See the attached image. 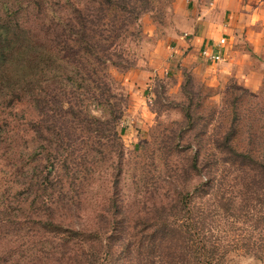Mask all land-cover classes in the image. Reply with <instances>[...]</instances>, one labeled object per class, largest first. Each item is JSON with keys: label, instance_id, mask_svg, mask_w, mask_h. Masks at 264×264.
Wrapping results in <instances>:
<instances>
[{"label": "rangeland", "instance_id": "rangeland-1", "mask_svg": "<svg viewBox=\"0 0 264 264\" xmlns=\"http://www.w3.org/2000/svg\"><path fill=\"white\" fill-rule=\"evenodd\" d=\"M70 1L101 17L98 0ZM112 1L101 32H66L60 54L0 26V264H68L90 247L109 264H264V0L244 5L253 18L221 19L229 37L203 16L197 49L191 0ZM40 201L81 236L60 246L34 228Z\"/></svg>", "mask_w": 264, "mask_h": 264}, {"label": "trees", "instance_id": "trees-1", "mask_svg": "<svg viewBox=\"0 0 264 264\" xmlns=\"http://www.w3.org/2000/svg\"><path fill=\"white\" fill-rule=\"evenodd\" d=\"M9 1L11 2L9 3ZM24 1H26L25 5L20 6L19 4H22ZM98 3L99 8L96 12L99 11L101 13V17H97V15H95V11L89 13L82 11L77 4L72 3L70 0H63V5H60L58 2H56V0H2L0 6L2 7L3 11L2 15L0 16V26L3 31L9 32L6 33V35L8 36V34H10L11 41H8L7 39L5 40L11 44H15V41L19 38V36H22L26 44L32 45V48H43V50L46 49V51H48L49 53H51L52 49L55 50L57 54H60L61 52H64V50L67 49L69 46L67 40L64 37L66 32H69L71 35L74 36V38L78 36L79 38L75 39L74 42H77L79 40L81 43H84V38L85 40L91 39L90 36L91 34H93L91 33L92 28L95 27L101 32L103 22L102 16L110 18V15L108 14V12L110 13V11L101 6L100 3L108 7L113 6L114 3L112 0H98ZM68 6H70L71 12H73V21L64 20L58 13V8L64 11L66 10V8H68ZM23 8L25 9L24 14L17 18L16 16L22 11ZM120 8L125 9L126 5L123 4L120 6ZM145 9L147 10V5ZM86 31L90 32L89 37L85 35ZM12 32H17L22 35H15ZM27 36L30 39H28ZM6 44L9 48L10 46L8 45V43ZM91 48L92 47L91 45H89L88 42V45L85 50L88 51ZM101 54L102 52H98L97 56ZM39 98L38 101L40 100ZM36 103L37 105L39 104L38 102ZM27 185L28 187L32 186V178L29 179ZM202 185L203 184L201 183V186ZM24 191L26 190L24 189ZM17 195L18 194H16L14 198H10L12 195H7L6 197L10 199L11 203L13 204ZM30 195L31 193H28L26 199H28ZM21 200L22 201L19 202V206L16 212L20 214H25L26 216L31 215L32 212L29 211H32V199H28V202H23L24 199ZM40 204L42 207L47 208H45V210H42V208H38L39 212H45L47 216L45 217V219L39 217L36 220V223H34V228H40L43 231L45 230L49 233H55V238L58 239L62 236V238H60V246H66L65 244L69 242L67 237H69V234L71 233L75 237L81 236L79 232L73 231L71 228L64 225L63 223L56 222V215L58 214L57 210H52L50 207L46 206L45 203L41 201ZM112 207L115 208V210L112 211V214L109 213L112 209L110 207V209H108L109 211L103 212V214L99 217L101 221H105L107 220V218H117V207L116 205H114V203L112 204ZM107 213H109V217H107ZM2 215L5 216L4 213H2ZM155 215L156 217H159L156 212ZM165 215L166 213L164 212V210H161L160 216ZM14 216L17 220L19 215ZM30 222L32 224L31 220ZM64 233H67V235H65ZM93 241L95 240L93 239ZM72 245L73 247L69 249L71 252L74 249L81 248V245L78 242L73 243ZM90 250L91 253L89 254L84 253V250L81 252L78 250L72 252V254L70 255H72L73 257L68 258V264H109L104 259V257H102L98 252L96 254L93 253V251H95V248L91 249L90 247ZM78 252L80 253L77 254ZM201 252L202 251H199V253ZM203 256L204 254H200L196 262L198 263V261L202 259ZM173 259L168 260L167 264H177ZM149 260L151 261L150 264H154V261H152L151 259Z\"/></svg>", "mask_w": 264, "mask_h": 264}, {"label": "crops", "instance_id": "crops-1", "mask_svg": "<svg viewBox=\"0 0 264 264\" xmlns=\"http://www.w3.org/2000/svg\"><path fill=\"white\" fill-rule=\"evenodd\" d=\"M197 1L198 0H191V2H193V9L189 10L185 5L186 1L180 0V4L185 5V7H183L184 13H188L191 15V17H194L193 20L195 19L200 20L199 21L200 23H196L194 28L192 29L194 34L199 35V37L195 38V40L192 41V45L194 46L195 49H197L198 46H202L206 41L209 40V38H211L210 31H208V28H206L205 26L207 24H205L204 21L202 20L203 16L210 15V16H213V19L215 17V25L216 27H220V29L218 30L221 31V33H218V32H215V33H218L220 36L222 34H226V36L229 37V35L232 34V29L228 28L227 26L223 28L220 24L221 19L227 18L230 21L233 19H236L244 12V9L247 11L243 13L241 19H248V17L253 18L255 17L254 11L257 10V9H253L250 11L248 7L245 8L244 6V5H249L250 3L256 2L255 0H212L211 8H205V10L202 11V13L199 15L198 13L200 11H199V8H197L198 7ZM250 13H252L253 16H251ZM216 30L217 29L215 28L214 31ZM212 36H214V34Z\"/></svg>", "mask_w": 264, "mask_h": 264}, {"label": "built area", "instance_id": "built-area-1", "mask_svg": "<svg viewBox=\"0 0 264 264\" xmlns=\"http://www.w3.org/2000/svg\"><path fill=\"white\" fill-rule=\"evenodd\" d=\"M226 45L225 43V39L221 38L218 43L216 44V51H213L212 49L210 50L209 48H204L201 51V57L203 59H205L207 62H216L218 60H220L221 57V49L224 48V46Z\"/></svg>", "mask_w": 264, "mask_h": 264}]
</instances>
